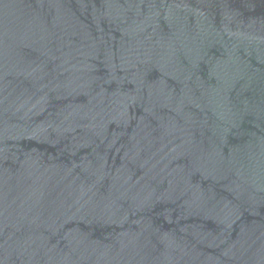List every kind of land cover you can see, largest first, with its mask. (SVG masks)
<instances>
[{"label":"water","instance_id":"1","mask_svg":"<svg viewBox=\"0 0 264 264\" xmlns=\"http://www.w3.org/2000/svg\"><path fill=\"white\" fill-rule=\"evenodd\" d=\"M0 264H264V0H0Z\"/></svg>","mask_w":264,"mask_h":264}]
</instances>
